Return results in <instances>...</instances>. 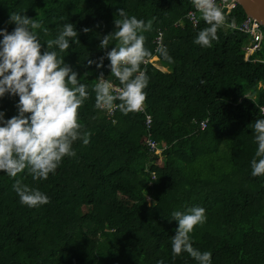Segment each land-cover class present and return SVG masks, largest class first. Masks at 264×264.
<instances>
[{
  "label": "trees",
  "instance_id": "1",
  "mask_svg": "<svg viewBox=\"0 0 264 264\" xmlns=\"http://www.w3.org/2000/svg\"><path fill=\"white\" fill-rule=\"evenodd\" d=\"M118 9L151 22L143 33L150 55L141 65L149 78L142 107L152 118L158 154L145 144L144 114L115 110L108 118L95 107L92 89L101 72L118 81L87 60L116 43L99 47ZM190 11L191 0H0V27L12 30L13 13L35 19L42 51L64 24L76 26L78 40L58 56L89 91L78 121L91 134L87 145L74 143L76 155L65 157L47 180H33L27 170L15 178L0 173V264H196L171 250L172 213L195 206L206 210V221L194 227L190 241L211 252L212 264H264V175L254 177L250 168L254 123L264 119V27L260 50L245 60L248 36L231 27H221L210 48L194 44L207 25L199 13L193 24ZM225 17L231 24L246 15ZM160 46L170 60L155 51ZM15 102L0 99L6 119L15 115ZM16 180L49 202L22 205Z\"/></svg>",
  "mask_w": 264,
  "mask_h": 264
},
{
  "label": "clouds",
  "instance_id": "2",
  "mask_svg": "<svg viewBox=\"0 0 264 264\" xmlns=\"http://www.w3.org/2000/svg\"><path fill=\"white\" fill-rule=\"evenodd\" d=\"M191 4L194 11L189 15L199 13L207 25L198 31L193 43L210 48L218 39V30L232 24L227 22L217 0H191ZM116 15L119 18L113 21V31L100 39L99 47L108 49L113 39L116 43L106 55L88 59L87 63L96 69L106 67L118 81L117 85L103 72L97 77L92 89L96 109L127 114L138 112L146 99L149 78L141 65L150 53L143 33L150 30L151 22L129 16L123 9H118ZM7 23L14 27L10 32L0 27V99L8 96L16 102L15 115L10 118L6 119V112L0 110V173L15 178L27 170L33 180H47L65 157L76 155L74 143L79 140L87 145L91 135L82 130L78 121V110L89 98V91L64 57L58 56V51L69 49L73 38L78 40V32L73 23L64 24L55 38L44 43L42 51L37 34L39 22L24 13H13ZM156 51L165 60L171 59L166 47ZM259 110L264 112V108ZM253 131L256 151L250 168L251 175L258 177L264 175V119L255 121ZM13 191L19 202L29 208L49 202L45 193L19 180L13 184ZM205 212L203 207L195 206L172 213L177 225L171 238L173 256L186 253L196 264H212L211 252L194 248L190 241L194 227L206 221Z\"/></svg>",
  "mask_w": 264,
  "mask_h": 264
},
{
  "label": "built area",
  "instance_id": "3",
  "mask_svg": "<svg viewBox=\"0 0 264 264\" xmlns=\"http://www.w3.org/2000/svg\"><path fill=\"white\" fill-rule=\"evenodd\" d=\"M217 5H218V7L221 8L222 12L225 15H233V14L241 11L240 5L235 0H217ZM191 12H193V11H190L189 13H191ZM189 13L187 14L188 19L193 24L197 23L196 22V15H195V17H192L189 15ZM231 24H232V26H231L232 30H235L237 32H241V33L248 36L247 42H246L245 46L243 47V50L245 51V57L247 59V58H249L250 55H252L253 53H255L256 51H258L261 48V42L263 39L262 26L259 23L255 22V21H253L247 17L243 21H241L240 23H231ZM161 38H162V33L159 32L158 36L156 38V43L158 46L161 45ZM148 62L152 63L154 61L149 60ZM260 108H264V106L259 107V109ZM105 112H106V115L108 116V118H111L114 111H112V112L105 111ZM138 112L142 113V114L145 113L143 107H141L138 110ZM260 114L262 116H264V112L260 111ZM205 123L206 122H204V121L201 122L200 127L202 129L205 128ZM144 125L146 128V131L148 132V137L145 139V144L147 145L150 152H153L155 154L160 153V149H159V147H157L156 142H154L150 138L149 131L152 127V118L150 115H145Z\"/></svg>",
  "mask_w": 264,
  "mask_h": 264
},
{
  "label": "water",
  "instance_id": "4",
  "mask_svg": "<svg viewBox=\"0 0 264 264\" xmlns=\"http://www.w3.org/2000/svg\"><path fill=\"white\" fill-rule=\"evenodd\" d=\"M247 18L264 27V0H235Z\"/></svg>",
  "mask_w": 264,
  "mask_h": 264
},
{
  "label": "rangeland",
  "instance_id": "5",
  "mask_svg": "<svg viewBox=\"0 0 264 264\" xmlns=\"http://www.w3.org/2000/svg\"><path fill=\"white\" fill-rule=\"evenodd\" d=\"M151 60H152V61H156L157 58H156V57H153ZM162 70H163V69H162ZM164 71H165V70H164Z\"/></svg>",
  "mask_w": 264,
  "mask_h": 264
}]
</instances>
